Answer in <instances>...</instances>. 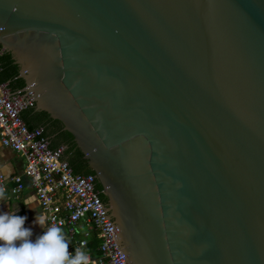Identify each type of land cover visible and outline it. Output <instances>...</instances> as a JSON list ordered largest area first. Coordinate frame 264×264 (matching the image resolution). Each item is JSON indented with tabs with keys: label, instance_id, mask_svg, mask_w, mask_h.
<instances>
[{
	"label": "water",
	"instance_id": "1",
	"mask_svg": "<svg viewBox=\"0 0 264 264\" xmlns=\"http://www.w3.org/2000/svg\"><path fill=\"white\" fill-rule=\"evenodd\" d=\"M0 47L126 264H264V0H0Z\"/></svg>",
	"mask_w": 264,
	"mask_h": 264
},
{
	"label": "built area",
	"instance_id": "2",
	"mask_svg": "<svg viewBox=\"0 0 264 264\" xmlns=\"http://www.w3.org/2000/svg\"><path fill=\"white\" fill-rule=\"evenodd\" d=\"M33 107L22 91L11 92L8 84L0 82V143L25 160L19 174H0V190L18 196L27 180L41 212L64 229L70 252L82 248L89 264H126L116 240L118 229L96 190V176L74 174L63 159L64 148L51 149L42 128L30 131L26 127L20 114ZM93 237L99 241L97 258L89 250Z\"/></svg>",
	"mask_w": 264,
	"mask_h": 264
},
{
	"label": "clouds",
	"instance_id": "3",
	"mask_svg": "<svg viewBox=\"0 0 264 264\" xmlns=\"http://www.w3.org/2000/svg\"><path fill=\"white\" fill-rule=\"evenodd\" d=\"M0 202H5L3 190ZM36 202L35 196L22 202L35 210L34 224L42 229L35 237L32 228L25 226L28 217L17 214L18 206L0 211V264H89V256L82 248L69 251L64 229L52 223L47 213L38 212Z\"/></svg>",
	"mask_w": 264,
	"mask_h": 264
},
{
	"label": "trees",
	"instance_id": "4",
	"mask_svg": "<svg viewBox=\"0 0 264 264\" xmlns=\"http://www.w3.org/2000/svg\"><path fill=\"white\" fill-rule=\"evenodd\" d=\"M1 50L0 47V52ZM0 64L2 68L0 82L8 84L11 92L22 91L25 82L19 77L18 66L12 60L11 55L7 52L0 53ZM20 117L30 131L38 128L44 130V137L48 140L51 149L64 148L63 159L69 164L74 174L95 175L88 168L83 154L76 148L73 137L63 130V126L59 121L50 119L45 112H36L34 107L22 111ZM96 190L99 191L102 202L106 204V197L101 193L102 187L98 181H96ZM98 246L99 241L96 238L90 239L89 250L95 258L99 256Z\"/></svg>",
	"mask_w": 264,
	"mask_h": 264
},
{
	"label": "crops",
	"instance_id": "5",
	"mask_svg": "<svg viewBox=\"0 0 264 264\" xmlns=\"http://www.w3.org/2000/svg\"><path fill=\"white\" fill-rule=\"evenodd\" d=\"M24 165L25 160L21 156L9 148L3 147L0 143V174H3L7 177L19 174L23 170ZM25 184L26 187L24 191L18 196H11L8 193H3V200L5 202H0V211L7 212L10 205L13 209L18 206L19 211L17 214L26 215L28 217L25 226L32 228L35 237L42 232V229L38 225L34 224V218L36 214L34 208L26 207L22 203L26 198L35 196V193L27 180L25 181ZM36 203L37 211L41 212L38 201Z\"/></svg>",
	"mask_w": 264,
	"mask_h": 264
},
{
	"label": "flooded vegetation",
	"instance_id": "6",
	"mask_svg": "<svg viewBox=\"0 0 264 264\" xmlns=\"http://www.w3.org/2000/svg\"><path fill=\"white\" fill-rule=\"evenodd\" d=\"M0 53H1V54L3 53V52H2V50H1V52H0Z\"/></svg>",
	"mask_w": 264,
	"mask_h": 264
}]
</instances>
